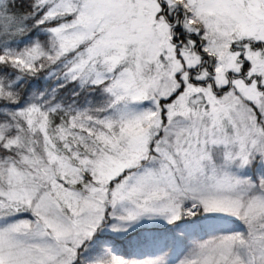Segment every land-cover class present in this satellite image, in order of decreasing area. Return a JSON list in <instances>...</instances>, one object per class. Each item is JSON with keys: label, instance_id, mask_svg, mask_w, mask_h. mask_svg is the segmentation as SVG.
Instances as JSON below:
<instances>
[{"label": "snow or ice", "instance_id": "snow-or-ice-1", "mask_svg": "<svg viewBox=\"0 0 264 264\" xmlns=\"http://www.w3.org/2000/svg\"><path fill=\"white\" fill-rule=\"evenodd\" d=\"M0 264H264V0H0Z\"/></svg>", "mask_w": 264, "mask_h": 264}]
</instances>
